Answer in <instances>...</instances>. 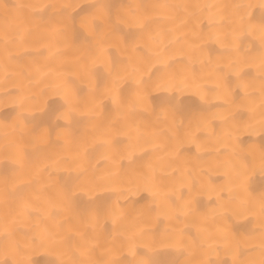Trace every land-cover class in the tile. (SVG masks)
<instances>
[{"label":"bare ground","instance_id":"bare-ground-1","mask_svg":"<svg viewBox=\"0 0 264 264\" xmlns=\"http://www.w3.org/2000/svg\"><path fill=\"white\" fill-rule=\"evenodd\" d=\"M0 264H264V0H0Z\"/></svg>","mask_w":264,"mask_h":264}]
</instances>
